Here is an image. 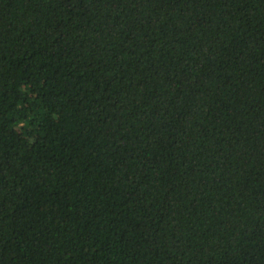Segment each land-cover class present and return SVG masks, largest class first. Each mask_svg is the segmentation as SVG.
I'll use <instances>...</instances> for the list:
<instances>
[{"label": "trees", "instance_id": "16d2710c", "mask_svg": "<svg viewBox=\"0 0 264 264\" xmlns=\"http://www.w3.org/2000/svg\"><path fill=\"white\" fill-rule=\"evenodd\" d=\"M0 264H264V0H0Z\"/></svg>", "mask_w": 264, "mask_h": 264}]
</instances>
